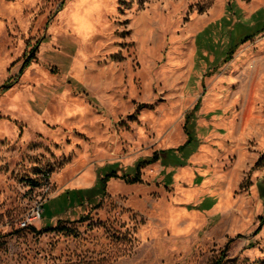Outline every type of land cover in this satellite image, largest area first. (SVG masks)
Instances as JSON below:
<instances>
[{
    "label": "rangeland",
    "instance_id": "obj_1",
    "mask_svg": "<svg viewBox=\"0 0 264 264\" xmlns=\"http://www.w3.org/2000/svg\"><path fill=\"white\" fill-rule=\"evenodd\" d=\"M262 8L0 0V264H264Z\"/></svg>",
    "mask_w": 264,
    "mask_h": 264
},
{
    "label": "trees",
    "instance_id": "obj_2",
    "mask_svg": "<svg viewBox=\"0 0 264 264\" xmlns=\"http://www.w3.org/2000/svg\"><path fill=\"white\" fill-rule=\"evenodd\" d=\"M234 7H236L235 5H233ZM232 5L230 7H233ZM256 16H258V21L254 24V25H249V24H242V30L240 33V35L237 34V37L234 36V40L238 41V36H242V38H240V40L234 44V46L229 50L228 54L230 58V56L233 54V52L236 50V48L243 42L250 40L252 38H254L256 35L260 34L261 32H264V9H260L257 11ZM236 35V34H235ZM227 60V58H226ZM29 61H27L24 65L23 68L28 64ZM200 103H201V98L198 99V101L196 102V104L194 105L193 109L190 110L189 112H187L186 114V119L188 117H193L195 116L198 108L200 107ZM165 151L164 150H159V151H155L150 157L148 158H141L139 159L129 170V172H125L122 175H120L118 173L117 168H111L104 176H101L98 179V184L101 185V192L103 194L106 193V188H107V184L110 181V179L112 178H123L125 179L127 182L129 183H136V182H141L142 181V171L143 169L148 166L149 164L155 163L157 161H159L160 159H162L163 155L165 156ZM49 172L46 173L45 179L47 180L48 176H49ZM99 190H97L98 192ZM96 192V193H97ZM94 195L96 194H90L88 196V200L92 199L94 200ZM261 222L264 223V216L261 217ZM48 229H51V227H47Z\"/></svg>",
    "mask_w": 264,
    "mask_h": 264
},
{
    "label": "built area",
    "instance_id": "obj_3",
    "mask_svg": "<svg viewBox=\"0 0 264 264\" xmlns=\"http://www.w3.org/2000/svg\"><path fill=\"white\" fill-rule=\"evenodd\" d=\"M44 213V203L39 202L35 205V207L32 209V212L30 215L21 223V226H29L31 224H34V222L40 220Z\"/></svg>",
    "mask_w": 264,
    "mask_h": 264
}]
</instances>
